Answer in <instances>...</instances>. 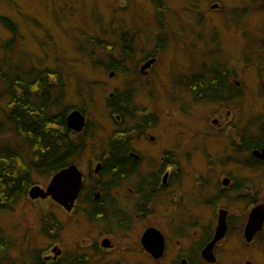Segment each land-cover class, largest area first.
I'll return each instance as SVG.
<instances>
[{
    "label": "rangeland",
    "instance_id": "obj_1",
    "mask_svg": "<svg viewBox=\"0 0 264 264\" xmlns=\"http://www.w3.org/2000/svg\"><path fill=\"white\" fill-rule=\"evenodd\" d=\"M162 1L165 8L161 26L155 24L154 9L148 0H0V16L12 20L17 27L9 60L26 58V66L31 61L36 66L59 70L65 82L64 102L82 109L85 126L89 125L87 135L82 136L85 148L73 162L82 174L87 175L91 169V177L95 179L92 172L101 163L98 158L107 139L115 130L132 127L115 124V115L111 117L107 107V100L116 90L132 89L134 98L130 108L135 117L146 114L158 119L143 139L132 143L134 152L142 155L145 162L153 163L161 160L163 152L172 153L184 191L196 195V200L199 196L213 199L221 188L220 191L226 192L221 193L223 197L232 198V207L225 199L220 201L221 206L230 209L232 218L241 220L245 209L234 200L237 194L256 189L264 199V170L248 169L234 161L231 165L224 160L225 156H231L236 162L248 160L245 159L247 154L240 153L238 135L248 128L252 118L259 117L264 105L258 92L257 72L258 60H264V50L258 49L264 44V12L259 10L260 0H254L255 5L247 7L244 16L234 17L235 20L230 14L247 6L248 0ZM215 5L217 10H212ZM201 16L202 21L197 25L195 18L201 20ZM110 22H113L111 27ZM115 26L123 31L139 29L141 33L145 27L154 32L155 37L162 30V37L166 35L163 46L142 37L145 45H140L137 51L145 49L155 60L145 75L141 74L140 67L146 61H141L140 54L125 64V74L106 70L105 51L90 37L116 42L112 40L117 38ZM10 39L0 25V44ZM79 45L85 52L93 53L92 61L78 52ZM96 60L101 62L93 64ZM217 65H224L228 70L229 83L240 89L239 98L227 104L204 102L196 100L193 91L184 84H175L200 72L203 77H209L208 72ZM149 137H154L155 142H150ZM231 143L236 146L232 148ZM209 165H213L212 170H208ZM144 167L140 172L145 175ZM227 178L231 180L232 197L227 190L230 185L224 189L221 185ZM35 179L34 186L41 189L50 181L41 177ZM241 183H245V189L239 193ZM111 197L121 212L124 198L121 188L113 191ZM31 200L20 201L13 211L1 214L0 244L6 245L8 261L31 264L32 252L37 249L41 250L44 261L53 260L54 264H65L68 258L69 263L71 259H79V264H149L139 254L137 238L142 228L150 224L148 217L127 235H113L116 250L111 254L104 252V256L98 258L86 249L90 243L102 241L105 225L90 224L82 214H64L50 200ZM161 207L158 203V209ZM192 209L193 213L201 215L204 225L211 222L213 213L202 204L193 205ZM50 213L58 217L62 228L59 232L52 229L50 236L45 237L40 232L41 220ZM240 231L234 228L232 236L223 244L227 254L219 251L221 264H246L247 261L264 264V245L245 248ZM175 240H171L174 248ZM0 264H8L1 253Z\"/></svg>",
    "mask_w": 264,
    "mask_h": 264
},
{
    "label": "trees",
    "instance_id": "obj_2",
    "mask_svg": "<svg viewBox=\"0 0 264 264\" xmlns=\"http://www.w3.org/2000/svg\"><path fill=\"white\" fill-rule=\"evenodd\" d=\"M154 9L155 24L162 26L164 8L162 0H148ZM254 0H248L245 7L233 10L230 16H244L247 7H253ZM259 10L264 12V0H260ZM195 16V14H192ZM198 22L202 21L195 18ZM204 20V16H203ZM235 20V19H234ZM114 22V21H113ZM110 22V27L113 25ZM236 22V21H235ZM0 25L9 33L11 39L0 44V217L2 213L9 212L17 206L20 201L28 198V190L36 185L35 177L50 179L68 166L73 164L77 157L85 148L82 136L88 133L89 125H86L80 135H75L66 128V117L72 110L84 111L67 105L65 101V82L58 69L51 70L45 66H36L29 61L26 66L25 59L9 60L8 53L11 52L15 44L17 27L15 23L7 17L0 16ZM109 27V28H110ZM116 27V26H115ZM102 28V26H101ZM116 42L107 39H100L97 36L90 37L96 42L97 47L105 51L107 64L106 70L115 73L125 74V64L130 62L137 54H140L141 61L152 57L145 49L137 48L145 45V41L156 42V45L163 46L166 35L162 37V30L155 37L154 32L143 27L144 32L139 29L123 31L116 27ZM84 34H82L83 36ZM137 35V38L135 36ZM88 37V36H87ZM162 37V38H161ZM49 38V37H48ZM199 39V34L196 36ZM50 39V38H49ZM87 40V38H86ZM154 44V47H156ZM160 48V47H159ZM264 50V44L258 46ZM78 52L86 55L90 61L93 60V53L85 52L81 46L77 47ZM259 50V51H260ZM116 53V54H115ZM47 58L44 57V60ZM100 60L92 62L97 64ZM199 62V60H197ZM216 62H211L213 64ZM199 65V64H198ZM197 65V66H198ZM93 66V65H92ZM98 66H101L99 64ZM257 72L259 77V96L264 102V60H258ZM209 77H203L202 73L194 74L183 82H175L176 85L184 84L185 87L193 91V97L210 103L227 104L229 99L239 98L240 89L233 87L229 83L230 74L224 65H217L209 72ZM204 78V79H203ZM208 78V79H207ZM205 80V81H204ZM134 98L133 90H116L113 96L107 100V107L110 116L119 115L122 119L121 126L132 125L125 132L115 130L112 138H108L104 149L98 160L102 162L103 173H111V180L106 184L108 191L122 176L124 168L123 162L130 160L125 153L128 152V144L118 134L130 136L133 131L139 134L146 129L155 126L157 118L155 116H137L131 111V104ZM117 124V121L115 122ZM239 150L243 155L247 154L248 160H239L234 164L243 165L246 168L260 167L264 165L255 159L251 152L264 147V105L259 117L252 118L250 125L242 134L238 135ZM232 148L236 146L231 143ZM165 161L174 163L172 153L164 152ZM226 159L229 158L226 156ZM127 160V161H126ZM264 170V169H263ZM245 188L244 183L240 184L241 192ZM88 220L90 218H87ZM57 228V229H56ZM61 223L56 224V219L52 213L47 214L41 220L40 232L45 237L50 236L52 229L59 232ZM1 229V228H0ZM0 253L5 257L8 264H16L7 259L6 245L0 244ZM33 260L31 264H54L46 262L41 257V250L32 252ZM77 256V255H76ZM79 264V259L75 258L69 263ZM75 262V263H74ZM81 262V261H80Z\"/></svg>",
    "mask_w": 264,
    "mask_h": 264
},
{
    "label": "flooded vegetation",
    "instance_id": "obj_3",
    "mask_svg": "<svg viewBox=\"0 0 264 264\" xmlns=\"http://www.w3.org/2000/svg\"><path fill=\"white\" fill-rule=\"evenodd\" d=\"M231 101L230 98L226 103ZM116 121L120 127L122 119L119 115H115ZM126 130L128 131L127 128H122L123 132ZM147 131L148 129L144 130L142 134L133 131L130 136L120 134L119 139L125 138L124 142L128 144V152L125 155L130 160L123 162L122 176L108 191L105 190L104 186L111 180V173H103L102 162L100 161V165H97L99 170L96 172L94 169L92 172L95 179L91 177V169L87 175L81 173L82 183L70 210L53 201L51 197L38 198L36 201L50 200L51 204L64 214L69 216L74 213L82 214L85 218H90L87 220L90 224L105 225L106 228L101 234L104 237L102 241L90 243L87 246L88 249H86L90 251L91 255L98 258H100V255L104 256V252L105 254H111L116 250L117 246L112 237L116 234L127 235L142 219L145 220L147 217L150 219V224L142 228L137 238L140 246L138 248L141 249V252L138 250L139 254L143 255L149 264H221L220 258L222 255L219 254V251L226 253L223 244L226 243L234 228L241 230L239 235L245 248L254 244L264 245V201H261L264 199L260 198L259 190H250L244 195L237 194L234 202L243 205L245 209V215L241 220L232 218L230 209L227 210L226 206H221L220 201L225 199L227 204L229 203V206L232 207V198L223 197L221 193L225 194L226 192L220 191L221 188L218 189L213 199H201V196H199L196 200V195H189L186 190H183L185 185H181L178 178L179 171L176 170L178 167L171 161H165L164 152L161 160L157 163L145 162L142 155L134 152L135 149L132 143L136 139H143ZM149 141L153 143L155 138L149 137ZM262 149L264 147L260 150H253L251 155L256 157L254 152ZM257 160L260 159L257 158ZM224 161L232 165L231 156H229V160L225 156ZM260 162L262 161L260 160ZM262 163L264 164V162ZM142 166H145L144 168L147 170L145 175L140 172ZM212 166L209 165L208 170H212ZM52 178H50L49 184ZM230 183L231 180L227 178L222 180L221 185L224 189V186L230 185ZM48 186L42 190L46 191ZM119 187L122 190V197H124L121 212L117 208L116 200L111 197V193L118 190ZM181 190H183L182 193ZM227 190L230 192L229 197H232V184ZM116 194H118V191ZM158 203L162 206V211L158 209ZM199 204H202V207L213 213L211 222L208 225H204L203 221H200V214L193 213L192 206ZM261 207L263 216L261 228L248 241L244 233L245 228L248 226L254 212L261 209ZM222 212L226 213V231L222 239L214 240ZM55 219L61 223L58 217H55ZM114 220H116V223ZM174 238L176 240L173 243L176 248L171 245V240ZM206 249L211 252V254H207V257ZM91 258H88V261ZM52 261L46 260L48 263ZM114 264L123 263L117 262ZM246 264L252 263L247 261Z\"/></svg>",
    "mask_w": 264,
    "mask_h": 264
},
{
    "label": "water",
    "instance_id": "obj_4",
    "mask_svg": "<svg viewBox=\"0 0 264 264\" xmlns=\"http://www.w3.org/2000/svg\"><path fill=\"white\" fill-rule=\"evenodd\" d=\"M217 6H213L212 8L215 9ZM154 60H149L146 62L141 70L145 71L146 69L150 68L153 64ZM66 126L67 129L72 131L73 133H81L85 127V117L80 113L78 110L72 111L66 117ZM254 155L264 161V149L261 151L254 152ZM99 170V166H96L95 171ZM82 183V174L76 168V166L72 165L65 170L61 171L57 175L53 177L51 180L48 188L46 191L41 190L39 187H33L28 192V196L30 199H37L42 198L45 199L46 197H51V199L62 206L66 207L67 210L71 209L73 201L76 199L79 189ZM261 209H257L248 226L245 228V237L249 241L252 236L258 232L261 228V224L263 221V216L261 213ZM225 217L226 213L222 212L219 219V225L215 233L214 240H220L223 238L225 231H226V224H225ZM212 250V249H211ZM206 257L207 254H211L210 251L207 249L205 250Z\"/></svg>",
    "mask_w": 264,
    "mask_h": 264
}]
</instances>
